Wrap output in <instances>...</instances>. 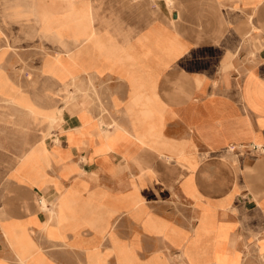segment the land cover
<instances>
[{
  "label": "crops",
  "instance_id": "1",
  "mask_svg": "<svg viewBox=\"0 0 264 264\" xmlns=\"http://www.w3.org/2000/svg\"><path fill=\"white\" fill-rule=\"evenodd\" d=\"M0 9V264H264V0Z\"/></svg>",
  "mask_w": 264,
  "mask_h": 264
},
{
  "label": "bare ground",
  "instance_id": "2",
  "mask_svg": "<svg viewBox=\"0 0 264 264\" xmlns=\"http://www.w3.org/2000/svg\"><path fill=\"white\" fill-rule=\"evenodd\" d=\"M167 1V4L168 5H170V6H172L173 5V3H174V0H166ZM91 2V1H90ZM176 2V1H175ZM177 15V14H176ZM177 18V17H176ZM56 86H58V85H56ZM43 96V95H42ZM145 98V97H144ZM141 100H142V98H141ZM142 103V102H141ZM144 103V102H143ZM54 105V104H53ZM144 105V104H143ZM56 106V105H55ZM117 106V105H116ZM129 108H131V107H129ZM128 108V109H129ZM133 108V107H132ZM148 108V107H147ZM58 109V108H57ZM146 110V109H145ZM149 111H151V110H149ZM59 112H60V109L59 110H57L55 113H53V114H46V118H50L51 120H52V122L53 121H55L56 119H57V117L59 116ZM131 112H133V111H131ZM143 112V111H142ZM32 113V112H31ZM128 113V112H127ZM137 113V112H136ZM144 113V112H143ZM94 115V114H93ZM134 115V114H133ZM143 116V115H142ZM139 120V119H138ZM135 121V120H134ZM133 121V122H134ZM50 122V121H49ZM117 122V121H116ZM52 124V123H51ZM107 125L104 127V129H102V134H104L105 136H107V137H110V135H111V133L114 131V130H117V126H114L112 129L110 128V124L109 123H106ZM123 127V126H122ZM71 130V129H70ZM101 133V132H100ZM51 135V134H50ZM53 135V134H52ZM46 137V136H45ZM50 137V136H49ZM55 138H57V137H55ZM139 138V137H138ZM145 140V139H144ZM147 143H148V140H147ZM150 145V144H149ZM152 145V144H151ZM154 145V144H153ZM174 146V145H173ZM160 147V146H159ZM45 148V147H44ZM169 150V149H168ZM172 151V150H171ZM174 152V151H173ZM175 153V152H174ZM173 155H175V154H173ZM169 156H171V155H169ZM217 192V191H216ZM158 229H160V227L158 228ZM188 229V228H187ZM200 229V228H199ZM228 257V256H227ZM220 258V257H219ZM193 259V258H192ZM194 261V260H193Z\"/></svg>",
  "mask_w": 264,
  "mask_h": 264
},
{
  "label": "rangeland",
  "instance_id": "3",
  "mask_svg": "<svg viewBox=\"0 0 264 264\" xmlns=\"http://www.w3.org/2000/svg\"><path fill=\"white\" fill-rule=\"evenodd\" d=\"M176 0H174V3H173V5L172 6H170V8H173V6H175V2ZM4 3V0H3V2H2V0H0V6L2 5ZM7 18V16H5L4 14H2V12H1V9H0V24H1V21H6L5 19ZM3 44V41H2V39H0V45H2ZM5 45V49H3V48H1L2 50H5V51H15L16 50V48H15V46H14V44L11 42L10 44L8 43L7 45H6V43L4 44ZM2 47H3V45H2ZM172 47H176L177 48V46L176 45H174V44H171V47L170 48H172ZM178 49L180 50L181 49V47H179L178 46ZM2 52L3 51H1L0 52V54H2ZM171 59H173V58H171ZM7 81L6 80H0V89L1 88H4L6 85H7Z\"/></svg>",
  "mask_w": 264,
  "mask_h": 264
}]
</instances>
